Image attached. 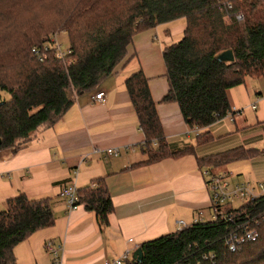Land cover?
<instances>
[{
    "label": "trees",
    "instance_id": "1",
    "mask_svg": "<svg viewBox=\"0 0 264 264\" xmlns=\"http://www.w3.org/2000/svg\"><path fill=\"white\" fill-rule=\"evenodd\" d=\"M179 16L186 20L182 36L162 49L169 83L163 100H176L197 130L231 109L228 87L264 69V0H0V150H18L37 128L54 123L75 94L100 84L126 58L135 33ZM61 30L68 35L66 54L57 56L51 46L38 59L31 48ZM228 48L232 60L216 58ZM124 83L145 136L143 161L170 154L147 76L139 68ZM210 138L208 130L197 134L199 143ZM252 152L237 146L198 162L210 170ZM78 192L79 203L106 225L113 206L103 179ZM53 221L49 198L8 197L0 209V264H16L15 244ZM245 227H256V239L229 249L228 231ZM139 245L142 258L126 264H264V192L236 206L227 202L216 219L183 224Z\"/></svg>",
    "mask_w": 264,
    "mask_h": 264
},
{
    "label": "crops",
    "instance_id": "2",
    "mask_svg": "<svg viewBox=\"0 0 264 264\" xmlns=\"http://www.w3.org/2000/svg\"><path fill=\"white\" fill-rule=\"evenodd\" d=\"M185 24L179 16L135 33L126 58L100 84L75 94L54 123L37 128L18 150H0V209L8 197L24 192L49 198L54 214L50 225L15 244L16 264H55L45 247L47 239L62 243L63 262L102 264L126 249L132 254L143 240L194 221L199 210L207 217L209 192L200 156L237 146L251 149L248 157L210 170H231L232 181H239L238 174L246 181L264 179V69L226 90L233 119L224 115L196 130L176 100H163L169 83L162 49L182 36ZM139 68L147 76L170 151L149 162L143 161L145 136L124 83ZM98 90L103 91L100 101L92 97ZM202 130L211 138L199 143ZM108 146L118 147L119 153L105 157ZM98 178L113 206L102 226L93 209L79 203L69 210L60 195L69 181L82 190Z\"/></svg>",
    "mask_w": 264,
    "mask_h": 264
},
{
    "label": "built area",
    "instance_id": "3",
    "mask_svg": "<svg viewBox=\"0 0 264 264\" xmlns=\"http://www.w3.org/2000/svg\"><path fill=\"white\" fill-rule=\"evenodd\" d=\"M227 8L231 7L230 1L225 5ZM237 18L241 19L242 14L238 13ZM225 17H228V14H225ZM56 48V55L63 57L67 49H62L61 41L58 38L57 32H54L49 37V40L44 43L43 46L36 47L33 46L31 49L34 53L37 54L38 59L43 60L47 55V49L49 47ZM94 100L100 101L103 97V91H96L93 96ZM264 99V96H263ZM255 106V103L252 104ZM233 110L232 108L228 110L225 115L233 119ZM105 157L109 155H115L119 153V148L116 146H108L105 149ZM204 174L206 175V186L209 192V212L208 216H204L203 210L198 211V216L194 221L201 219H216L222 213V207L234 199H239L242 201L249 200L257 195L264 192V179H258L255 181H232V176L234 173L231 170L224 171H211L208 168L204 169ZM91 185H95V182H92ZM60 195L64 197L67 209H73L79 205L80 195L78 192V187L73 181H69L61 187ZM258 236V230L256 227H245L242 230H229L226 235V242L229 249L235 250L237 246L241 243H245L251 240H255ZM132 238L130 237L129 240ZM45 247L49 249L54 255L55 264H69L63 262L60 256V249H62V243H54L51 239L45 241ZM131 256L130 250L126 249L121 255L114 258H108L103 261L102 264H125L127 259Z\"/></svg>",
    "mask_w": 264,
    "mask_h": 264
},
{
    "label": "water",
    "instance_id": "4",
    "mask_svg": "<svg viewBox=\"0 0 264 264\" xmlns=\"http://www.w3.org/2000/svg\"><path fill=\"white\" fill-rule=\"evenodd\" d=\"M216 58L218 59H222V60H232L233 59V53H232V49L228 48V49H225L221 52H219L217 55H216ZM132 258H134L135 260L139 261L141 258H142V249H141V246L138 245L132 252Z\"/></svg>",
    "mask_w": 264,
    "mask_h": 264
},
{
    "label": "rangeland",
    "instance_id": "5",
    "mask_svg": "<svg viewBox=\"0 0 264 264\" xmlns=\"http://www.w3.org/2000/svg\"><path fill=\"white\" fill-rule=\"evenodd\" d=\"M58 38L61 41L62 49H66L68 47V44H69L67 33L64 30L59 31ZM244 177L245 176H243L242 174H238L235 179L236 180H243ZM240 203H241V200H239V199H234L232 201L233 206H236V205H238Z\"/></svg>",
    "mask_w": 264,
    "mask_h": 264
}]
</instances>
